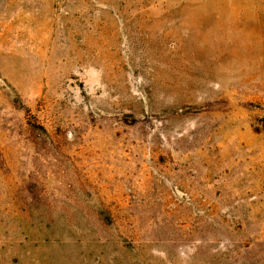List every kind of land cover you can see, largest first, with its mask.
I'll return each instance as SVG.
<instances>
[{
	"label": "rangeland",
	"instance_id": "374dc122",
	"mask_svg": "<svg viewBox=\"0 0 264 264\" xmlns=\"http://www.w3.org/2000/svg\"><path fill=\"white\" fill-rule=\"evenodd\" d=\"M0 264H264V0H0Z\"/></svg>",
	"mask_w": 264,
	"mask_h": 264
}]
</instances>
